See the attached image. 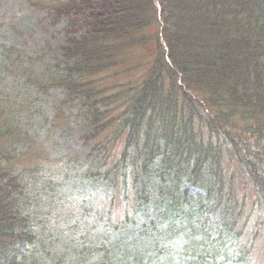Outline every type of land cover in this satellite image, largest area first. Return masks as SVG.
Wrapping results in <instances>:
<instances>
[{
	"label": "trees",
	"instance_id": "1",
	"mask_svg": "<svg viewBox=\"0 0 264 264\" xmlns=\"http://www.w3.org/2000/svg\"><path fill=\"white\" fill-rule=\"evenodd\" d=\"M10 1L37 11L41 33L48 35L35 59L15 43L0 51V97L2 81L19 80L25 99L35 96L28 107L38 112L34 117L0 99V263L11 264V246L35 241L24 212L36 187L28 193L17 159L35 156L27 171L38 172L51 158H62L77 134L72 170L78 165L83 178L100 181L111 202L123 182L129 201L168 220L159 229L155 220L152 228L139 226L132 261L120 256L124 264H151L149 256L143 263L149 248L155 250L150 240L175 246L173 231L184 223H173L185 207L197 223L217 218L219 235L236 243L237 261L252 263L264 230V0H0ZM52 36L57 39L50 47ZM135 50H146L147 58L135 61ZM136 70L141 80L127 85L99 81ZM54 90L52 100L37 104ZM41 106L48 109L44 119ZM46 120L50 125L42 131L36 123ZM34 149L40 152L28 153ZM223 162H234L237 175L233 169L224 175ZM236 176L243 182L239 195ZM77 203L80 210L86 202ZM259 215L255 223L251 218ZM241 222L251 223L245 242L241 233L230 234ZM190 256L195 259L161 263L217 260L216 252L209 261L200 255V263Z\"/></svg>",
	"mask_w": 264,
	"mask_h": 264
},
{
	"label": "rangeland",
	"instance_id": "2",
	"mask_svg": "<svg viewBox=\"0 0 264 264\" xmlns=\"http://www.w3.org/2000/svg\"><path fill=\"white\" fill-rule=\"evenodd\" d=\"M16 2L10 1L8 3L0 2V51L3 47H8L15 43L18 50H22V55H31L36 57V48L42 47L40 40H46L42 34L39 26L40 14L34 9L27 10L26 7L18 8ZM57 32V31H56ZM54 36L49 39V46L52 47L56 43ZM47 50L44 49L40 55L45 56ZM134 60L139 61L147 58L146 50H135ZM41 60V59H40ZM140 70H136L126 75H101L99 81L102 85L108 83L120 82L127 85L135 81H140ZM12 80V81H11ZM18 80L6 79L2 81L1 102L9 105L19 106L20 112L28 113L34 112V117L38 113L32 106L35 96L31 95L29 100L25 99V89ZM96 88V87H95ZM96 89H103L98 87ZM131 94L134 90L123 88ZM108 92V91H107ZM106 92V93H107ZM57 92L49 91L44 96L39 97L36 102L40 104L43 100L53 99ZM52 97V98H51ZM99 97V95L97 96ZM101 97V96H100ZM28 108V109H27ZM38 109V107H37ZM120 113V108L117 110V115ZM23 118H29L25 113ZM48 116L47 106H41L39 116L44 119ZM251 123V122H250ZM50 125L46 120L40 126L44 131ZM53 132L51 133V135ZM80 137L77 134L75 138L64 145L65 155L62 158L53 160L50 159L48 163H43L38 172L29 173L28 167H32L36 163L35 156L29 157L26 155L17 159L19 162V170L23 171L21 175L23 181L27 182V191L32 187H36L34 194L29 193L28 212L24 215L28 219L29 227L34 232L35 241L32 245H24L23 243L11 246L8 253L11 254V264H124L125 260H120L122 253H126L128 260L132 261L134 250L132 241L133 236L138 232V227L149 225L152 228L151 222L157 224V228L166 226L168 220L164 216L158 218L152 210L146 207L133 204L129 201L123 193V182H120L121 194L116 195L114 201H110V196L105 194L110 191L103 186H100V181L97 183L92 180H86L82 175H86L85 171L77 165L76 170H72L74 159L77 160L76 155L73 156L72 148H76V140ZM38 142L40 140L38 139ZM51 146L47 147L48 151H52L55 143L50 142ZM72 147V148H71ZM119 145L114 151L116 156ZM115 148V147H114ZM35 150L28 153H39ZM237 175L236 164L233 162L231 167L226 163H222L221 172L228 175L232 171ZM95 181V180H93ZM235 183V182H234ZM237 185L234 186V194L239 195L242 181L236 176ZM128 183V187H129ZM245 190L248 191L247 200L252 199L250 188L247 186ZM85 201V205L76 208L77 201ZM69 201L76 202L69 203ZM191 205H196L193 202ZM187 209H182V215H179L177 222L173 226L179 227L184 223L181 230H175V236H172L175 246H168L162 240H150L149 242L155 246V250L150 247L143 257V263L146 262L147 256L151 257V264H162L164 258H173L176 261L183 262L184 260H194L196 254L197 263H200V255L206 256L204 261H209L208 257L211 252H216L217 260L213 264H244L238 262L239 255L236 254V243L229 239L226 234L219 235L220 229L217 227V218L214 223L204 221L197 223V215L195 212L185 214ZM254 213V212H253ZM255 215V213H254ZM256 216V215H255ZM252 220H257L255 223H260V215ZM158 218V219H157ZM170 222V221H169ZM162 223V224H161ZM249 224H237L230 231L241 233L244 239L247 240L250 232ZM206 227V231L202 228ZM228 227V226H225ZM205 235V237H203ZM169 235H165V238ZM164 238V239H165ZM258 242L255 250V259L250 264H264V230H261L257 235ZM152 241V242H151ZM148 242V243H149ZM147 243V244H148ZM142 246L143 248H146ZM195 244V245H194ZM222 245V246H221ZM221 246V248H219ZM142 247L136 248L137 250ZM204 251V252H203ZM244 251V250H243ZM185 254V255H184ZM202 262L200 264H204ZM1 264V263H0ZM131 264H134L131 262Z\"/></svg>",
	"mask_w": 264,
	"mask_h": 264
}]
</instances>
